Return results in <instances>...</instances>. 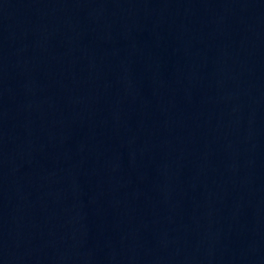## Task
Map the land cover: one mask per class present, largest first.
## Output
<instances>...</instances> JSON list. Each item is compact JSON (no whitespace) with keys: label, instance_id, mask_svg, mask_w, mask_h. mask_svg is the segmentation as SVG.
Masks as SVG:
<instances>
[{"label":"water","instance_id":"95a60500","mask_svg":"<svg viewBox=\"0 0 264 264\" xmlns=\"http://www.w3.org/2000/svg\"><path fill=\"white\" fill-rule=\"evenodd\" d=\"M0 264H264V0H0Z\"/></svg>","mask_w":264,"mask_h":264}]
</instances>
